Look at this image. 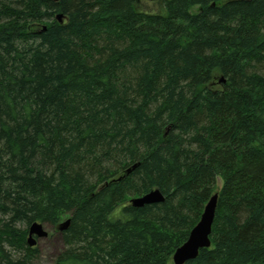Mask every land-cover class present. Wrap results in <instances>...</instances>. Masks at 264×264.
<instances>
[{
    "label": "trees",
    "instance_id": "16d2710c",
    "mask_svg": "<svg viewBox=\"0 0 264 264\" xmlns=\"http://www.w3.org/2000/svg\"><path fill=\"white\" fill-rule=\"evenodd\" d=\"M137 3L0 0V264H175L216 193L185 264H264V0Z\"/></svg>",
    "mask_w": 264,
    "mask_h": 264
},
{
    "label": "water",
    "instance_id": "95a60500",
    "mask_svg": "<svg viewBox=\"0 0 264 264\" xmlns=\"http://www.w3.org/2000/svg\"><path fill=\"white\" fill-rule=\"evenodd\" d=\"M164 200V195L159 189H154L142 196L133 198L132 204L135 206H143L145 204L156 203ZM218 205V194H214L207 202L201 219L191 230L188 239L179 246L174 254L173 260L175 264H185L187 261L195 259L201 248L211 245L210 235ZM70 223L67 219L60 225L61 229H65ZM28 244L33 247L37 243V238L47 235L44 224L38 221L33 222L29 227Z\"/></svg>",
    "mask_w": 264,
    "mask_h": 264
},
{
    "label": "rangeland",
    "instance_id": "374dc122",
    "mask_svg": "<svg viewBox=\"0 0 264 264\" xmlns=\"http://www.w3.org/2000/svg\"><path fill=\"white\" fill-rule=\"evenodd\" d=\"M165 0H137L138 7L143 11H148L150 13H161L165 11L164 7ZM217 186L220 188L222 186V179L217 178ZM62 220L60 225L66 220ZM47 232L46 236L37 238L36 246L39 249L38 256L33 260V264H54L57 256L64 249L63 233L60 227L44 225ZM6 248L9 249L8 245ZM13 250L12 257L18 258L20 252Z\"/></svg>",
    "mask_w": 264,
    "mask_h": 264
},
{
    "label": "bare ground",
    "instance_id": "6f19581e",
    "mask_svg": "<svg viewBox=\"0 0 264 264\" xmlns=\"http://www.w3.org/2000/svg\"><path fill=\"white\" fill-rule=\"evenodd\" d=\"M28 234H29V232H28Z\"/></svg>",
    "mask_w": 264,
    "mask_h": 264
}]
</instances>
